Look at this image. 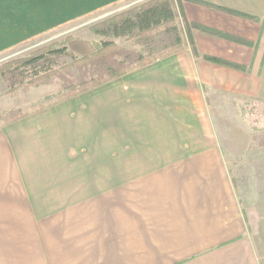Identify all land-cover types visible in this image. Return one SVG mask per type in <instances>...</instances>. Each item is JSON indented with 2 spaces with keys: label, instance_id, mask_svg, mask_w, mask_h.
<instances>
[{
  "label": "crops",
  "instance_id": "0c3cea01",
  "mask_svg": "<svg viewBox=\"0 0 264 264\" xmlns=\"http://www.w3.org/2000/svg\"><path fill=\"white\" fill-rule=\"evenodd\" d=\"M30 1L56 19L131 0ZM201 1L259 20L175 0L191 46L0 125V264H264V202L234 179L253 156L209 135L203 89L226 71L204 56L264 49V0Z\"/></svg>",
  "mask_w": 264,
  "mask_h": 264
},
{
  "label": "rangeland",
  "instance_id": "374dc122",
  "mask_svg": "<svg viewBox=\"0 0 264 264\" xmlns=\"http://www.w3.org/2000/svg\"><path fill=\"white\" fill-rule=\"evenodd\" d=\"M144 1L131 0L95 11L85 17L38 19L33 18L38 12V4L34 1L0 0V64L28 55L44 46L61 44L68 35L98 41L102 37L94 33L92 25ZM253 17L255 19L251 20H259L257 16ZM176 26L184 49L189 46L188 43L190 44L187 26L184 22H178ZM113 40L125 49L140 53H144L148 46L143 40L125 38ZM237 41L243 42L240 39ZM259 43L261 42H255L251 64L233 63L240 65L241 69L226 67V71L221 75L222 82L219 86L221 90H218L217 82L211 83L214 88L203 87L207 94L204 104L209 135L223 141L226 153L253 156L249 165L254 164L255 168L250 166L240 168V176L233 177L235 184L243 192H247L248 201L252 203L253 209L257 208L258 203L264 202L263 193L251 191L257 188L260 192V189L264 188V49L257 48ZM249 60L247 58L244 61ZM139 68L141 67L134 68L126 74ZM72 73L76 76L75 70H72ZM59 89L60 81L57 77L34 85L15 84L12 87L4 80H0V125L12 115L30 114L54 105L52 103L56 100ZM68 168L77 167L71 164Z\"/></svg>",
  "mask_w": 264,
  "mask_h": 264
},
{
  "label": "trees",
  "instance_id": "16d2710c",
  "mask_svg": "<svg viewBox=\"0 0 264 264\" xmlns=\"http://www.w3.org/2000/svg\"><path fill=\"white\" fill-rule=\"evenodd\" d=\"M189 1L241 18L255 19L249 14L201 0ZM176 17L175 0H145L92 25L94 33L102 37L98 41L68 35L61 44L44 46L28 55L2 62L0 80L12 87L15 84L34 85L57 77L60 89L52 104L59 103L182 50L184 43L180 40ZM114 38L143 40L148 46L140 53L119 46ZM204 59L241 69L240 65L221 58L204 56ZM72 70L76 71V76ZM26 115H12L5 123Z\"/></svg>",
  "mask_w": 264,
  "mask_h": 264
},
{
  "label": "built area",
  "instance_id": "2783aa9c",
  "mask_svg": "<svg viewBox=\"0 0 264 264\" xmlns=\"http://www.w3.org/2000/svg\"><path fill=\"white\" fill-rule=\"evenodd\" d=\"M135 2H137V1H135Z\"/></svg>",
  "mask_w": 264,
  "mask_h": 264
}]
</instances>
